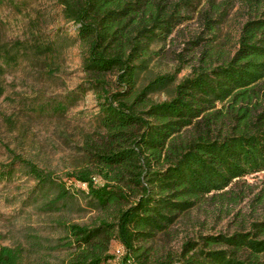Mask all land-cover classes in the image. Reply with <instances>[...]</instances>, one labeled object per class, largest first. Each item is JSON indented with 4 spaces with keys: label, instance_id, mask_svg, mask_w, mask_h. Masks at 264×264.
<instances>
[{
    "label": "trees",
    "instance_id": "1",
    "mask_svg": "<svg viewBox=\"0 0 264 264\" xmlns=\"http://www.w3.org/2000/svg\"><path fill=\"white\" fill-rule=\"evenodd\" d=\"M58 2L74 36L0 42V76L21 59L56 60L78 44L82 80L41 112L64 114L91 92L95 125L82 135L79 165L63 176L14 154L0 163V181L22 169L40 212L78 205L95 215L59 219L56 237L29 233L27 249L0 243V264H23L25 250L38 264H264V217L170 245L183 217L231 213L249 192L246 179L264 173V0ZM235 8L234 38L223 37ZM193 20L198 28L184 46L166 49ZM168 51L173 71H154ZM158 93L166 98L154 99ZM254 199L264 202V190ZM53 252L62 257L50 259Z\"/></svg>",
    "mask_w": 264,
    "mask_h": 264
},
{
    "label": "rangeland",
    "instance_id": "2",
    "mask_svg": "<svg viewBox=\"0 0 264 264\" xmlns=\"http://www.w3.org/2000/svg\"><path fill=\"white\" fill-rule=\"evenodd\" d=\"M239 20L235 8L223 24L222 36L229 34L234 38ZM74 28V23L64 20L58 0H0V42L11 43L16 39L31 40L35 37L46 39L54 37L57 31L65 37H73ZM197 28V21H191L185 33L174 36L170 43L168 41L166 49L179 51ZM171 53L168 51L164 57L155 59L153 70L173 71L176 62ZM189 70L188 67L183 68L178 79ZM83 75L78 44L63 48L56 60L49 57L21 59L17 65L6 68L0 76V163L9 162L17 154L58 176L79 165L78 146L82 135L95 125L94 116L98 108L93 93L85 94L64 114L41 112V106L49 100L63 99ZM153 98L161 100L166 98V94H154ZM246 182L249 192L231 213L194 211L186 215L175 226L177 238L170 245L177 248L183 237L193 231H233L240 225V218L249 222L264 217V202L254 199L260 190H264V173L249 176ZM33 185L34 180L22 169L12 179L0 181L1 244L22 245L27 249L29 233L56 237L61 233L55 226L59 219L84 223L95 215L78 205L61 212H40L29 198ZM237 211H240L238 216ZM121 251L120 244L112 242L111 252L118 255ZM61 257V253L53 252L50 259ZM35 259V254L25 250L23 264H38Z\"/></svg>",
    "mask_w": 264,
    "mask_h": 264
}]
</instances>
